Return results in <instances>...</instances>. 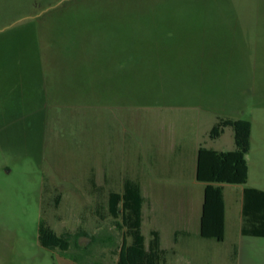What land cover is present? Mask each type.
Segmentation results:
<instances>
[{"label":"rangeland","instance_id":"rangeland-1","mask_svg":"<svg viewBox=\"0 0 264 264\" xmlns=\"http://www.w3.org/2000/svg\"><path fill=\"white\" fill-rule=\"evenodd\" d=\"M220 118L250 124L223 242L198 235L191 161L232 149L230 128L208 138ZM125 178L165 264H264V238L239 233L242 188L264 191V0H0V264H60L40 219L115 264L107 198Z\"/></svg>","mask_w":264,"mask_h":264},{"label":"trees","instance_id":"trees-1","mask_svg":"<svg viewBox=\"0 0 264 264\" xmlns=\"http://www.w3.org/2000/svg\"><path fill=\"white\" fill-rule=\"evenodd\" d=\"M248 121L218 119L208 133L210 140H216L230 128L233 149L217 151L200 145L196 153L195 180L204 184L199 237L223 242L225 233V205L222 185L244 186L248 179V165L245 147L249 138ZM146 198L140 185L132 179H125L120 192L111 191L107 198V213L116 221L121 232V242L112 253L117 256L115 264H165V250L161 248L160 235L149 231V237L142 233L143 206ZM241 230L243 237L264 238V191L244 187L242 191ZM88 237L89 243L105 242L98 236L85 232L64 231L56 234L43 219L38 225V242L41 247L60 251L64 258L77 264H102L85 262L90 255L89 244L81 247L80 237ZM72 249L75 251L73 252Z\"/></svg>","mask_w":264,"mask_h":264},{"label":"crops","instance_id":"crops-1","mask_svg":"<svg viewBox=\"0 0 264 264\" xmlns=\"http://www.w3.org/2000/svg\"><path fill=\"white\" fill-rule=\"evenodd\" d=\"M219 139V138H218ZM232 141H233V138H232ZM197 143V142H196ZM197 147L195 148V153L194 155L192 156V166L195 165V168H194V172H193V177H194V180H195V171H196V153H197V149H198V144L196 145ZM213 149V148H211ZM233 149V147H232ZM231 149V150H232ZM215 150V149H214ZM218 151V150H217ZM227 151H230V150H227ZM125 179H130V178H125ZM124 179V180H125ZM196 181V180H195ZM140 185V188H141V192L143 194V192H146V189H144L145 185H143V183L141 181H137ZM199 183V182H198ZM204 185V184H203ZM226 185V184H225ZM225 185H222L223 186V197H224V188H225ZM178 186V185H177ZM230 186H240V185H230ZM244 188V187H243ZM243 188H242V191H243ZM203 190H204V187H203ZM242 191H241V208H240V229H239V233H240V230H241V222H242V218H241V210H242ZM144 196V195H143ZM145 197V196H144ZM202 200H203V197H202ZM147 202V200H146ZM145 202V203H146ZM224 205H225V233H224V238H225V234H226V204H225V199H224ZM201 206H202V203H201ZM143 211V210H142ZM200 214H201V210H200ZM199 219H200V215H199ZM143 222V221H142ZM151 230H156L159 232L158 229H151ZM187 233V232H186ZM149 234V232H148ZM159 235H160V232H159ZM198 235H199V221H198ZM241 235V233H240ZM242 236V235H241ZM224 241V240H223ZM60 264H77V263H74L72 261H70L69 259H66V258H61L60 260Z\"/></svg>","mask_w":264,"mask_h":264}]
</instances>
